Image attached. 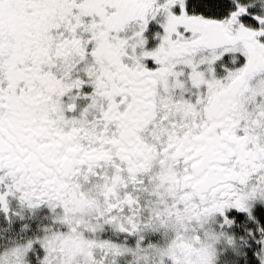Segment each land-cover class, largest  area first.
<instances>
[{"label": "snow or ice", "instance_id": "6c2138e0", "mask_svg": "<svg viewBox=\"0 0 264 264\" xmlns=\"http://www.w3.org/2000/svg\"><path fill=\"white\" fill-rule=\"evenodd\" d=\"M0 264H264V0H0Z\"/></svg>", "mask_w": 264, "mask_h": 264}]
</instances>
